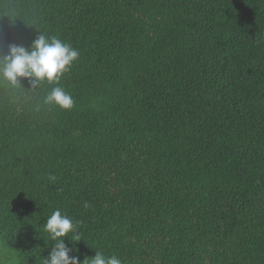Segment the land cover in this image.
I'll return each instance as SVG.
<instances>
[{
  "label": "trees",
  "instance_id": "1",
  "mask_svg": "<svg viewBox=\"0 0 264 264\" xmlns=\"http://www.w3.org/2000/svg\"><path fill=\"white\" fill-rule=\"evenodd\" d=\"M39 31L79 56L0 83V264H43L57 209L81 261L264 264V0H0V55Z\"/></svg>",
  "mask_w": 264,
  "mask_h": 264
},
{
  "label": "clouds",
  "instance_id": "2",
  "mask_svg": "<svg viewBox=\"0 0 264 264\" xmlns=\"http://www.w3.org/2000/svg\"><path fill=\"white\" fill-rule=\"evenodd\" d=\"M39 33L27 48L15 43L9 44L7 53L0 55V83L19 88L23 78L33 88L45 82L56 84L77 60L79 52L72 46L55 36L49 37L41 31ZM43 103L64 110L74 106L72 96L59 86L47 92ZM43 229L50 240L55 242L43 264H122L116 256L106 257L100 251H96L92 258L85 257L83 261L70 255L75 249L69 248L63 238L70 233L71 241H80L82 238L77 232V224L58 209L48 216Z\"/></svg>",
  "mask_w": 264,
  "mask_h": 264
}]
</instances>
